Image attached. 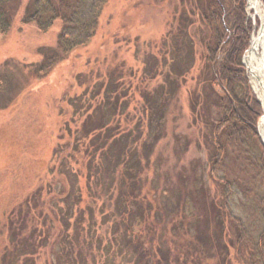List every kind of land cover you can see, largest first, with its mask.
<instances>
[{"label": "rangeland", "instance_id": "1", "mask_svg": "<svg viewBox=\"0 0 264 264\" xmlns=\"http://www.w3.org/2000/svg\"><path fill=\"white\" fill-rule=\"evenodd\" d=\"M28 1L21 0L9 32L0 34V259L8 245L9 214L41 190L44 215L53 224L45 218V222L42 219L37 222L41 232L47 230L49 236L45 247L33 256V264H130V251L122 245L126 241L124 227L116 226L114 188L105 192L99 182L95 186L93 176L86 181L89 171L85 148L91 137L75 139L68 129L72 134L82 130L85 120L101 101L95 83H107L108 71L117 70L115 84L122 90L120 104L126 106L125 112L117 117L120 125L132 129L139 122L141 140L146 137L147 115L142 111L141 90L156 87L161 77L149 80L145 76V57L157 52L156 45L170 29V18L179 9L181 0H108L90 43L73 50L46 74L35 72V66L43 60V51L40 55L38 51L56 46L60 23L55 22L46 33L39 32L34 25L21 24ZM259 1L263 9L264 0ZM245 5L246 0L243 10ZM247 14L249 29L240 65L259 105L256 122L259 142L248 137L244 147L227 145L217 176L226 175L234 182L230 210L247 228L250 241H256L264 232V145L259 131L264 106L254 91L244 58L261 23L251 10ZM188 32L195 46V64L185 76L178 103L166 114L163 134L153 146L148 166L142 163L145 167L141 180L148 181L142 194L150 188L152 196L160 194L180 170L190 169L193 163L200 168L204 166L209 195H218L208 174L213 146L203 142V136L210 140V130L203 128L202 121L197 114L192 115L190 108L193 97L190 90L196 87V78L203 69L200 59L205 49L201 42L208 31L196 22ZM44 54L53 53L44 51ZM215 91L220 93L218 87ZM197 93L203 99L200 89ZM215 114V109L210 111V115ZM70 167L77 175V186L84 199V204L78 207L74 197L78 194L77 187L76 184L72 187L75 182L69 180H73L68 174ZM56 213H60L59 217ZM30 214L34 217L35 212ZM59 219L66 227L59 225ZM225 226L229 228L228 224ZM138 229L136 226L134 234L139 233ZM228 230L233 239L235 227ZM229 253L230 264H239L233 248Z\"/></svg>", "mask_w": 264, "mask_h": 264}, {"label": "trees", "instance_id": "2", "mask_svg": "<svg viewBox=\"0 0 264 264\" xmlns=\"http://www.w3.org/2000/svg\"><path fill=\"white\" fill-rule=\"evenodd\" d=\"M107 2L29 0L21 24L34 25L39 32L46 33L55 22L60 23L56 46L39 49V55L43 51V60L35 66V72L46 74L73 50L88 45ZM244 3L245 0H181L179 9L170 18V29L155 44L157 52L145 57V76L149 80L161 77V82L151 90H141L142 111L147 115L143 140L139 122L130 129L128 125L121 126L117 118L126 110L120 104V85L115 84L117 70L108 71L107 83H95L101 101L85 120L82 130L72 134L68 129L75 139L91 137L85 148L89 171L86 181L93 176L95 186L99 182L105 192L114 188L116 226L124 227L126 241L122 245L130 251V264H230L231 248L239 264H264V232L256 241H250L247 228L230 210L234 182L226 175L217 176L227 145L244 147L248 137L259 142L256 133L259 105L240 65L249 29ZM20 8L21 0H0L1 35L9 32ZM196 22L206 27L208 36L201 42L205 49V55L199 58L203 69L196 78V87L190 90L193 96L190 108L192 115L197 114L202 121L203 128L210 130V140L203 136V142L213 146L208 174L218 195H209L205 168L193 163L190 169L180 170L160 194L152 196V188L142 194L148 181L142 182L141 171L148 166L153 146L163 134L166 114L178 103L185 76L195 64V46L188 31ZM44 51L53 54L46 56ZM215 87L220 93H216ZM199 89L203 99L199 98ZM214 109L217 114L210 115ZM68 174L73 179L69 180L75 182L71 186L77 187L74 199L78 207L84 204V199L73 167L68 168ZM86 191L89 193L88 186ZM89 197L93 199L94 195ZM44 206L41 190H37L11 211L7 223L8 245L0 264H33V256L45 247L49 236L47 230L41 232L37 222L42 219L53 224L44 215ZM31 211L35 212L34 217ZM57 222L66 227L62 220ZM226 224L230 229L235 227L233 239ZM136 226L139 233L134 234Z\"/></svg>", "mask_w": 264, "mask_h": 264}, {"label": "bare ground", "instance_id": "3", "mask_svg": "<svg viewBox=\"0 0 264 264\" xmlns=\"http://www.w3.org/2000/svg\"><path fill=\"white\" fill-rule=\"evenodd\" d=\"M249 10L260 19L262 31H258L251 40V51L245 57V65L253 82L254 91L264 106V8H260L259 0H249ZM259 131L264 143V117L260 122Z\"/></svg>", "mask_w": 264, "mask_h": 264}, {"label": "water", "instance_id": "4", "mask_svg": "<svg viewBox=\"0 0 264 264\" xmlns=\"http://www.w3.org/2000/svg\"><path fill=\"white\" fill-rule=\"evenodd\" d=\"M248 6H249V2L247 1V3H246V9L248 8ZM248 16V15H247ZM262 24H260V27H259V32L260 31H262ZM250 51H251V48H249L247 51H246V53L248 54V53H250ZM244 63H245V58H244ZM246 66V65H245ZM263 117H264V115H262L261 117H260V119H259V123L261 122V120L263 119ZM263 145H264V143H263Z\"/></svg>", "mask_w": 264, "mask_h": 264}]
</instances>
